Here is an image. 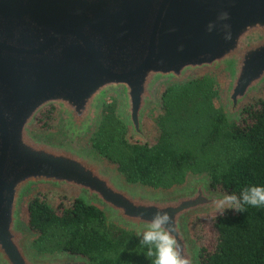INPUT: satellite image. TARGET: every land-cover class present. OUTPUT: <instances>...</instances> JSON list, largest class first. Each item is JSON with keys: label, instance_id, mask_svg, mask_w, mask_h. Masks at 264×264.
<instances>
[{"label": "water", "instance_id": "1", "mask_svg": "<svg viewBox=\"0 0 264 264\" xmlns=\"http://www.w3.org/2000/svg\"><path fill=\"white\" fill-rule=\"evenodd\" d=\"M221 11L227 21L217 19ZM198 74L221 80L229 120L260 94L264 0H0V264H87L31 249L37 236L27 205L53 190L138 238L154 211L166 210L181 255L198 264L189 224L216 211L222 193L210 178L151 190L126 182L89 145L105 97L117 99L131 135L143 139L145 117L165 89ZM47 108L57 112V127L37 131Z\"/></svg>", "mask_w": 264, "mask_h": 264}, {"label": "trees", "instance_id": "2", "mask_svg": "<svg viewBox=\"0 0 264 264\" xmlns=\"http://www.w3.org/2000/svg\"><path fill=\"white\" fill-rule=\"evenodd\" d=\"M166 90L150 142L129 138L112 108L102 118L92 148L116 164L126 182L163 186L160 179L167 172L208 169L214 191L238 194L248 185L264 184V98L251 101L228 122L214 106L217 86L212 81L198 79ZM53 109L41 112L37 123ZM189 140H195V148ZM27 221L39 249L60 250L91 264L152 263L137 236L107 223L101 210L82 199L64 206L35 196L27 205ZM200 226L198 264H264V208L207 215Z\"/></svg>", "mask_w": 264, "mask_h": 264}, {"label": "rangeland", "instance_id": "3", "mask_svg": "<svg viewBox=\"0 0 264 264\" xmlns=\"http://www.w3.org/2000/svg\"><path fill=\"white\" fill-rule=\"evenodd\" d=\"M198 79L210 80L217 86V98L213 101L214 106H215L216 109H220L224 113L225 118H226V120L228 122L232 121L233 119L229 120L227 118V109H226L225 103L223 101V98L221 96V80L219 78L215 77V76H209V75H205V74H198L194 78H192V79H190V80H188L186 82L170 86V87H168L166 89L168 90V89L174 88V87H182V86L190 84V83H192V82H194V81H196ZM258 98H264V89L260 92V94L258 96H256L252 100H250V102L253 101V100H256ZM250 102H248V103H250ZM106 106H107V109L105 108ZM109 108L113 109V113H114L115 117L127 127V130H128L127 136L129 138H132V140L133 139H139V140H141L143 142H150V141H152V139L155 138L156 130H157L156 121H157L158 117L163 114V110H164L163 101L161 99L160 107L151 109L148 112V114L146 115L144 123H143V125H144V138L141 139V138H138V137H135V136L131 135L129 126L127 125V123L124 120L121 119V117L119 115V110H118L119 108H118L117 99L114 96L105 97L103 102H102V104H101V107H100V113H99L100 115H99V118H98L97 127H96L94 133L92 134V136L90 138V141H89V145L91 146V148H92L93 139H94V137L96 136V134L99 131L102 118H103V116L106 113H108ZM53 110H54V112H52V113H44L43 115H41V117L39 118L40 119L39 123H37V121H36L35 129L37 131H40V132H51V131H54L56 129L57 121H58V114L55 111V109H53ZM50 126H51V128H49ZM178 141H181V139H179ZM194 143H195V140L194 141L189 140L188 146L191 149H193V148H195V146L193 145ZM92 149L94 150V148H92ZM95 153H97V152L95 151ZM199 155L203 156V154H201V151H199ZM100 157L103 158L107 162L108 165H110L112 167H115L117 169V171H118V167H117L116 164H111L104 157H102V156H100ZM205 158H207V155H205ZM121 176L123 177L122 173H121ZM201 176H205V177H209L210 178V170H208V169L207 170L188 169L186 171H170V172H167L160 179L161 181L163 180L162 182L165 185H163V186L159 185V186L155 187V186H150V185H146L145 184L143 186H145L146 188L151 189V190L170 191L172 189L184 186L187 183V178H189V177L198 178V177H201ZM123 179L125 180L124 177H123ZM216 192H218V191H216ZM220 193H222V192H220ZM222 194H224V193H222ZM42 195L45 196V199L47 201L52 202L55 205L56 204H61V205L67 206V205H69V203L71 202L72 199H75V197L70 195V194H64V193H61L59 191H54V190L53 191L39 192L35 196H42ZM214 214H218V213L216 211H214V212H211V213H207V214H203V215L194 217L192 219V221L190 222V224H189L190 233H191V235L193 237L194 242L199 246V248H200V245H201L200 241H201V238H202V236H201L202 232H201V226H200V219L205 217V216H207V215H214ZM37 239H38V237H36L31 243V249H32V251L35 254H37V255H53V254H59V253L62 252L60 250H48V249L45 250V249L37 248L34 245V243L37 241ZM140 239L141 238L137 237L138 242H140ZM141 256H143V253L139 254V258ZM84 259H86V258H84ZM86 261H87V264H91L88 261V259H86Z\"/></svg>", "mask_w": 264, "mask_h": 264}, {"label": "clouds", "instance_id": "4", "mask_svg": "<svg viewBox=\"0 0 264 264\" xmlns=\"http://www.w3.org/2000/svg\"><path fill=\"white\" fill-rule=\"evenodd\" d=\"M219 21H227L229 13L221 11ZM215 25L209 24L207 31L212 32ZM223 38L228 41L232 38L231 26L223 25ZM264 208V184H253L243 187L239 193L226 192L215 200V210L223 215L227 210L244 213L247 209ZM170 215L168 212L155 210L150 223L137 235L141 237L140 245L146 250L147 256L153 258L152 264H189L180 252L178 241L171 234ZM169 225V229H165Z\"/></svg>", "mask_w": 264, "mask_h": 264}]
</instances>
